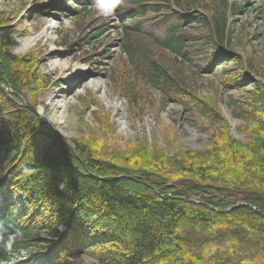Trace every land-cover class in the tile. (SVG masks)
Masks as SVG:
<instances>
[{
	"label": "trees",
	"instance_id": "1",
	"mask_svg": "<svg viewBox=\"0 0 264 264\" xmlns=\"http://www.w3.org/2000/svg\"><path fill=\"white\" fill-rule=\"evenodd\" d=\"M67 1L75 29L59 44L87 62L107 22L90 17L95 0ZM172 1L180 11L169 0H121L113 80L130 104L157 91V112L177 103L217 124L202 150L125 143L95 112L101 131L67 141L37 113L50 87L38 50L13 53L17 26L0 11V264L24 255L35 257L17 264H264V80L249 76L262 77L264 61L238 23L252 3ZM227 64L219 84L210 76ZM221 85L244 91L243 104L229 105L245 140L230 135Z\"/></svg>",
	"mask_w": 264,
	"mask_h": 264
},
{
	"label": "rangeland",
	"instance_id": "2",
	"mask_svg": "<svg viewBox=\"0 0 264 264\" xmlns=\"http://www.w3.org/2000/svg\"><path fill=\"white\" fill-rule=\"evenodd\" d=\"M236 1L243 3L245 0ZM250 1L252 5L238 16V23L247 28L244 30L252 31L251 41L264 61V12L262 10L264 0ZM67 4V0H0V11L14 19L13 24L18 30L13 53H25L31 48L38 50L40 70L49 81L50 87L38 99L37 113L40 118L67 141H71L84 137L85 134L92 135L90 132L101 131L98 128L100 124L94 116L97 113L110 124L115 135L124 142H145L152 146L168 147L170 152L175 151L176 147H180L183 151L202 150L219 136L220 127L217 124L181 104L168 103L162 111L157 112L152 107V103L160 101L157 91L149 92L148 104L142 105L141 101L137 105L129 103L121 92L120 84L113 80V74H115L113 69L117 72L118 64L122 66L123 60L117 55L120 52L119 47L108 49V44L113 46L120 44L118 33L112 28L116 22H113L110 16H107L109 26L106 29L110 37L103 36L105 38L101 40L99 46H96V54L91 56V59H87V62H85L87 55L75 53L71 48L60 45L59 34L65 29L72 37L75 29L70 13L64 10ZM58 8L60 10H57ZM101 16L96 10L90 17L97 19ZM50 25L54 28L45 33ZM92 45L88 43L84 45L87 53L93 52ZM236 49L240 50L239 47ZM53 52H56V57L48 61L47 57ZM235 55L236 52L233 53V56ZM65 63L69 66L61 69L60 64ZM100 63L102 66H99ZM231 65L222 66L223 68L217 69L210 77L220 84L223 77H231L234 69ZM77 72H83L85 75L80 83L72 86L75 82H71V78ZM94 72L100 75H93ZM249 76L253 82L264 80V75L261 77L255 72ZM196 79L201 91L209 95L210 78L201 74L196 76ZM252 87V84L248 86L249 89ZM243 93V90L221 85V114L228 123L230 135L241 141L246 138L245 122L234 116L232 111L234 106H230L229 102L236 100L239 104H243L245 101ZM87 101L90 104L88 108L85 107ZM86 262L94 264V261L88 257Z\"/></svg>",
	"mask_w": 264,
	"mask_h": 264
},
{
	"label": "clouds",
	"instance_id": "3",
	"mask_svg": "<svg viewBox=\"0 0 264 264\" xmlns=\"http://www.w3.org/2000/svg\"><path fill=\"white\" fill-rule=\"evenodd\" d=\"M121 0H95V7L97 11L107 17L115 13Z\"/></svg>",
	"mask_w": 264,
	"mask_h": 264
},
{
	"label": "bare ground",
	"instance_id": "4",
	"mask_svg": "<svg viewBox=\"0 0 264 264\" xmlns=\"http://www.w3.org/2000/svg\"><path fill=\"white\" fill-rule=\"evenodd\" d=\"M52 28H54L52 25L48 26L45 30V33L49 30H51ZM52 57H56V52H53L51 54H49V57H47V60L49 61ZM61 65V69L66 68L69 66V64L65 63V64H60ZM84 73L83 72H77L72 78H71V82H75L72 83V86L77 85L78 83H80V81H82L83 77H84ZM93 75H100L98 72H94ZM62 93V92H61Z\"/></svg>",
	"mask_w": 264,
	"mask_h": 264
}]
</instances>
